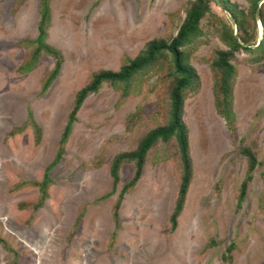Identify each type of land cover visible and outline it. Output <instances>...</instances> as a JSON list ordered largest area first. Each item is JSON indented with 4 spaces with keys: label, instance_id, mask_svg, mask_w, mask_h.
I'll list each match as a JSON object with an SVG mask.
<instances>
[{
    "label": "rangeland",
    "instance_id": "1",
    "mask_svg": "<svg viewBox=\"0 0 264 264\" xmlns=\"http://www.w3.org/2000/svg\"><path fill=\"white\" fill-rule=\"evenodd\" d=\"M193 1L51 0L47 42L63 63L41 92L51 58L42 55L35 69L17 72L28 52L19 42L37 36L39 0H0V239L17 254L16 264H264V50L239 51L231 62L236 77L229 128L216 111L215 76L205 59L227 49L220 33L232 23L212 2L188 60L199 81L184 92L192 177L176 228L169 218L181 162L173 138L147 152L140 179L123 197L117 226L112 209L133 164H122L114 189L109 173L115 155L134 150L148 131L167 123L173 80L168 56L134 76L124 99L103 83L83 101L63 157L49 172L47 199L31 208L39 192L30 183L40 182L53 160L76 92L92 73L116 72L148 42L172 38ZM229 2L244 13L249 30L251 0ZM255 31L260 40L256 17ZM136 110L138 117L129 121ZM28 114L40 130L37 143L29 125L10 134ZM241 147L251 149L258 165L238 208L246 172ZM12 258L0 245V264Z\"/></svg>",
    "mask_w": 264,
    "mask_h": 264
},
{
    "label": "trees",
    "instance_id": "2",
    "mask_svg": "<svg viewBox=\"0 0 264 264\" xmlns=\"http://www.w3.org/2000/svg\"><path fill=\"white\" fill-rule=\"evenodd\" d=\"M22 1L23 0H16L18 4L22 3ZM50 1L51 0H39L37 36L32 40L25 39L19 42L20 46L28 49L27 54L17 68L19 74H27L35 69L42 55L52 59V68L47 71L41 79V92H45L57 78L63 63L61 52L55 46L47 42L51 20ZM211 2L224 11L229 16L232 23L230 28L223 24L220 33V38L227 49L217 50L213 53L212 58L205 59L206 62L210 63V67L215 76L214 93L216 111L224 119L226 126L231 128L234 122V114L232 112V89L236 77V69L231 62L235 54L239 51L246 53L256 51L263 52L264 1L258 8V22L262 28V36L260 40H257L255 31V11L258 0H251L252 26L249 30L244 28L246 16L242 11H239L234 4H231L229 0H194L172 38L168 41L153 40L148 42L144 49L134 59L124 58L125 63L116 72L111 70H100L92 73L86 84L76 92L66 116L65 126L57 143L56 154L53 160L46 166L41 181L30 183V185L36 186L39 192L38 201L31 205L32 210L35 211L39 209L47 199V190L52 183L49 178V172L63 157L64 146L70 136L72 125L76 121V115L83 101L89 95L96 93L103 83H107L113 89L119 91V99H124L127 95V87L134 76L152 67L161 57L168 56L173 80L167 94L169 108L167 123L148 131L138 141L134 150L121 152L115 155L110 162L109 173L112 179V188L114 189L119 181L118 174L122 164H133L132 176L121 188L112 209V219L117 226L119 220L118 211L123 197L140 179L147 152L156 143H166L173 138L176 142L181 162V175L177 196L173 211L169 218L171 230L176 228L177 218L183 209L185 196L192 177L188 130L182 120L184 92L191 90L199 81L195 69L189 64L188 60L195 50V46H193L194 41L202 35L201 20L207 14L212 13L210 6ZM233 26L238 32L242 33L243 36L238 34L236 38L233 34ZM255 44L256 46L252 47ZM138 113V110H136V112L129 117V121L133 122L136 120ZM27 125L31 126L33 129L35 142L37 143L40 138V130L30 114H28L26 123L21 127L14 128L10 134L21 132L23 127L25 128ZM130 126L131 125L128 124V127ZM239 153L246 158V172L237 194L238 208L246 196L248 184L252 179V172L258 165L257 159L251 149L241 147ZM81 216L82 212L79 214L77 221L80 220ZM0 245L6 251L12 252L13 258L9 264H16L17 254L8 248L1 239Z\"/></svg>",
    "mask_w": 264,
    "mask_h": 264
},
{
    "label": "water",
    "instance_id": "3",
    "mask_svg": "<svg viewBox=\"0 0 264 264\" xmlns=\"http://www.w3.org/2000/svg\"><path fill=\"white\" fill-rule=\"evenodd\" d=\"M264 0H259L258 3H257V7H256V11H255V17L257 19V21L259 20V15H258V8H259V5L263 2ZM234 36L237 38V35L234 34Z\"/></svg>",
    "mask_w": 264,
    "mask_h": 264
},
{
    "label": "crops",
    "instance_id": "4",
    "mask_svg": "<svg viewBox=\"0 0 264 264\" xmlns=\"http://www.w3.org/2000/svg\"><path fill=\"white\" fill-rule=\"evenodd\" d=\"M23 60V59H22ZM18 68V67H17Z\"/></svg>",
    "mask_w": 264,
    "mask_h": 264
}]
</instances>
